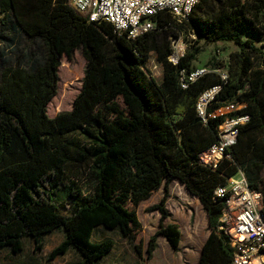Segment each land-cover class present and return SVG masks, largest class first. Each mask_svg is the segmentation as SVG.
<instances>
[{
	"label": "trees",
	"instance_id": "obj_1",
	"mask_svg": "<svg viewBox=\"0 0 264 264\" xmlns=\"http://www.w3.org/2000/svg\"><path fill=\"white\" fill-rule=\"evenodd\" d=\"M68 1L0 0V251L17 254L26 237L41 251L44 235L63 229L66 240L48 262L72 248L85 264H97L115 246L112 239L91 241L103 226L118 230L142 256L138 208L159 189L164 195L149 209L160 214L159 229L147 258L159 236L178 251L180 226L164 223L175 179L207 213L209 236L199 263L232 264L230 240L218 230L224 204L214 192L242 172L264 205V46L254 44L264 34V0H201L188 20L154 16L157 28L135 40L119 36L111 23L80 17ZM183 34L194 40L174 65L172 38ZM220 41L238 47L229 62H211L227 69V82L209 73L183 89L181 71L196 69L199 43ZM77 50L86 61L81 91L70 111L51 118L47 107L57 94L60 59ZM151 54L162 66L160 83L146 69ZM215 85L222 89L208 113L236 102L243 108L235 114L250 121L212 169L200 155L218 143L223 118L205 125L196 104Z\"/></svg>",
	"mask_w": 264,
	"mask_h": 264
},
{
	"label": "built area",
	"instance_id": "obj_2",
	"mask_svg": "<svg viewBox=\"0 0 264 264\" xmlns=\"http://www.w3.org/2000/svg\"><path fill=\"white\" fill-rule=\"evenodd\" d=\"M201 0H69V7L80 17L90 22H108L115 27L119 36L135 40L154 31L157 23L153 17L168 13L179 21L188 20L194 7ZM180 38H172V53L169 61L178 65L185 55V45ZM215 73L223 82L228 80L226 68H196L190 74L181 71L180 83L183 89L206 74ZM222 85L205 90L196 104L198 118L205 125L209 119L221 117L223 122L218 131V143L200 155L205 166L217 169L226 158V148L236 144L240 128L250 121L246 114H235L243 108L236 102L208 113V108L216 101ZM215 199H222L224 207L219 219L218 230L230 240L234 251L232 264H264V205L261 192L252 189L245 175L240 172L219 186L214 192Z\"/></svg>",
	"mask_w": 264,
	"mask_h": 264
},
{
	"label": "rangeland",
	"instance_id": "obj_3",
	"mask_svg": "<svg viewBox=\"0 0 264 264\" xmlns=\"http://www.w3.org/2000/svg\"><path fill=\"white\" fill-rule=\"evenodd\" d=\"M2 18V16H0ZM4 28L0 25V49L3 47V40L1 36L3 35ZM194 40L193 36H186V34L182 35L180 42L185 45V53L188 49L190 43ZM254 44L258 47L264 46V34L254 40ZM201 49L199 55L197 56V60L193 63L196 68L201 67H211V62H223L224 64L229 62L230 54L236 52L238 47L231 42L220 41L215 44H206L204 42L199 43L198 45ZM86 61L83 58L81 51L77 50L74 52V55L71 59L67 57H62L60 59V67L58 70V84H57V94L51 100L47 107V114L49 117L54 118L60 112L70 111L73 107V102L76 96L81 91L82 81L84 77ZM146 69L159 83L162 81L163 78V71L161 66L157 63L155 55L151 54L149 58ZM264 175V173H263ZM174 188L179 192L180 188L178 183L172 184ZM163 191V189H161ZM183 191V189L181 188ZM181 192H179V195ZM157 193L154 195V200H157ZM181 196V195H180ZM58 199L60 203H65L66 198L62 191H58ZM153 201H144L139 206V216L142 220L145 228L139 234L137 243L141 244L142 252L144 253L143 262L146 260L148 264H178L172 256L168 252L165 253L163 247L160 246V251L156 257V260L152 262H148L147 258V247L150 238L158 231L160 218L158 220L155 219V216H158V212H150L149 209L154 206L152 205ZM68 203V202H67ZM69 204V203H68ZM70 205V204H69ZM200 213L203 219L201 220V227H199L198 231L196 232V237L190 236L192 234V228L194 227V219L187 220L189 230L186 232V227L182 224L183 228V239H182V248L180 252L188 248H195L197 247L201 240L203 239L204 235L209 232L208 225H207V218L204 212L203 207L200 205ZM65 213H69V209L65 210ZM160 217V214H159ZM200 217V216H199ZM152 225L155 226L152 227ZM200 226V225H199ZM105 232L107 233L108 237H115L113 234V230L106 229L103 227ZM167 242V241H166ZM169 243L165 247H169ZM170 248V247H169ZM122 263L123 264H139L137 260H134L133 253L131 251H125L123 254ZM139 259V258H138ZM111 261V259H110ZM119 261H113L112 264H119ZM108 264V263H107ZM181 264H191L188 259L183 258Z\"/></svg>",
	"mask_w": 264,
	"mask_h": 264
},
{
	"label": "crops",
	"instance_id": "obj_4",
	"mask_svg": "<svg viewBox=\"0 0 264 264\" xmlns=\"http://www.w3.org/2000/svg\"><path fill=\"white\" fill-rule=\"evenodd\" d=\"M175 183H178L179 187L183 189V191L181 190V188L179 190V192H181V196L172 185ZM156 193L157 200H154L153 197ZM163 195L164 191L159 189L157 192H154L147 201L151 200L153 201L152 205H156L160 202ZM200 205L201 204L199 200L195 196L191 195L181 182L175 179L172 180L170 184V195L166 202V208L171 213V217L165 220V225L170 223L178 224L180 226L183 239L182 224L186 227V232H188L189 226L187 220L194 219V227L192 228V234L190 236L196 237V232L198 231L199 227L203 225L201 224V220L203 219V217L201 216V213L199 211ZM204 212L207 218V213L205 210ZM138 217L144 229L145 226L140 219L139 209ZM159 218V214L158 216H155L156 220H158ZM206 221L208 225V218ZM152 227L156 229L154 225H152ZM113 234H115V237H108L103 226H98L94 229L91 237L92 242L99 243L105 239H112L115 242L113 250L105 255L102 259H100L97 264H112L113 261H119V264H123L122 260H124L123 254L125 253V251H131L133 253L134 260H137L139 264H148L146 263V260L143 262L144 253H142V256H139L134 248V245L127 238H124L118 230H113ZM208 236L209 232L204 235L203 239L197 247L191 249L188 248L183 252H180L182 248V239L178 251H174L170 246V248L165 247V245H167V240L163 236H159L157 239V249L153 253L152 258L148 259V262L154 263L153 261L156 260L158 252L160 251V246H162L163 250H165V253L167 254L168 252H170L169 254L178 264H181L183 258L188 259L191 264H200L199 262L202 248ZM43 240L44 245L41 251L35 250L34 240L29 237H26L22 240V250L17 254L11 253L9 249L1 250L0 264H85L84 257L72 248H70L66 253L58 255L53 260L48 262L47 259L49 254L66 240V234L63 229H59L44 235ZM166 264L169 263L166 262Z\"/></svg>",
	"mask_w": 264,
	"mask_h": 264
},
{
	"label": "water",
	"instance_id": "obj_5",
	"mask_svg": "<svg viewBox=\"0 0 264 264\" xmlns=\"http://www.w3.org/2000/svg\"><path fill=\"white\" fill-rule=\"evenodd\" d=\"M198 121H200V119H198Z\"/></svg>",
	"mask_w": 264,
	"mask_h": 264
}]
</instances>
